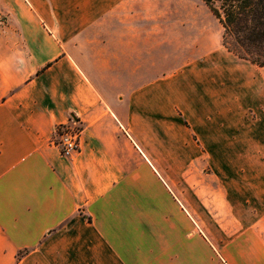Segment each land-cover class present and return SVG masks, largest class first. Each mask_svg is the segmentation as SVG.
<instances>
[{"label": "crops", "instance_id": "1", "mask_svg": "<svg viewBox=\"0 0 264 264\" xmlns=\"http://www.w3.org/2000/svg\"><path fill=\"white\" fill-rule=\"evenodd\" d=\"M183 20L0 0V264H264V67Z\"/></svg>", "mask_w": 264, "mask_h": 264}, {"label": "trees", "instance_id": "2", "mask_svg": "<svg viewBox=\"0 0 264 264\" xmlns=\"http://www.w3.org/2000/svg\"><path fill=\"white\" fill-rule=\"evenodd\" d=\"M223 32L224 49L264 67V0H201Z\"/></svg>", "mask_w": 264, "mask_h": 264}, {"label": "rangeland", "instance_id": "3", "mask_svg": "<svg viewBox=\"0 0 264 264\" xmlns=\"http://www.w3.org/2000/svg\"><path fill=\"white\" fill-rule=\"evenodd\" d=\"M191 16L201 18L205 22L204 26L208 29L209 41L216 37L221 40L223 30L201 0H176L177 21H184V18ZM177 26L178 29H180V24ZM180 38L181 36L178 33V44L181 42L179 41ZM180 51L181 50L177 49L178 64L182 63L179 61V59H182Z\"/></svg>", "mask_w": 264, "mask_h": 264}, {"label": "built area", "instance_id": "4", "mask_svg": "<svg viewBox=\"0 0 264 264\" xmlns=\"http://www.w3.org/2000/svg\"><path fill=\"white\" fill-rule=\"evenodd\" d=\"M82 133V124L77 119L69 117L65 123L54 129L51 144L58 149L62 157H72L80 151Z\"/></svg>", "mask_w": 264, "mask_h": 264}]
</instances>
